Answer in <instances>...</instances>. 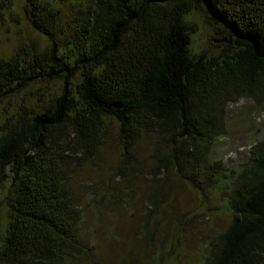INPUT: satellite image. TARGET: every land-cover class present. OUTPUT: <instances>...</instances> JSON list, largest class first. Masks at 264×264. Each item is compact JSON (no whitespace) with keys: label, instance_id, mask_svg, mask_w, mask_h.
Segmentation results:
<instances>
[{"label":"trees","instance_id":"obj_1","mask_svg":"<svg viewBox=\"0 0 264 264\" xmlns=\"http://www.w3.org/2000/svg\"><path fill=\"white\" fill-rule=\"evenodd\" d=\"M70 3L59 32L56 7L24 0L46 45L0 58V100L25 93L0 110V264H96L78 232L70 179L112 131L120 180L136 175L135 146L150 136L151 173L173 168L193 182L207 168L203 150L224 130L226 102L264 99V0ZM193 7L219 37L213 55L189 50ZM229 185L232 219L205 264H261L264 132ZM161 189L146 200L152 214Z\"/></svg>","mask_w":264,"mask_h":264},{"label":"rangeland","instance_id":"obj_2","mask_svg":"<svg viewBox=\"0 0 264 264\" xmlns=\"http://www.w3.org/2000/svg\"><path fill=\"white\" fill-rule=\"evenodd\" d=\"M43 1L59 10L61 32L72 3ZM186 18L190 52L215 54L213 43L219 37L201 11L193 7ZM45 45V38L28 22L24 0H0V58L16 51L29 54ZM19 90L14 98H1V111L24 103L25 93ZM222 119L223 132L203 150L201 163L206 171L193 182L173 168L164 171L163 177L151 173L150 136L135 146L136 175L120 180L114 174L120 150L112 139L113 131L94 161L73 174L70 184L78 206V232L92 248L96 264H205L211 243L218 241L232 219L229 184L245 170L250 149L264 132V99H231ZM160 184L158 194L163 199L152 214L146 200Z\"/></svg>","mask_w":264,"mask_h":264}]
</instances>
